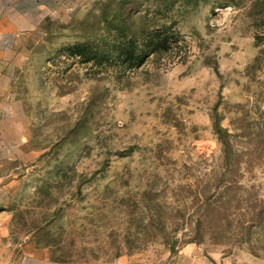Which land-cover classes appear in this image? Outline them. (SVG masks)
Instances as JSON below:
<instances>
[{
  "label": "rangeland",
  "instance_id": "1",
  "mask_svg": "<svg viewBox=\"0 0 264 264\" xmlns=\"http://www.w3.org/2000/svg\"><path fill=\"white\" fill-rule=\"evenodd\" d=\"M120 16L141 65L76 55ZM0 67V264L264 260V0H69Z\"/></svg>",
  "mask_w": 264,
  "mask_h": 264
},
{
  "label": "crops",
  "instance_id": "2",
  "mask_svg": "<svg viewBox=\"0 0 264 264\" xmlns=\"http://www.w3.org/2000/svg\"><path fill=\"white\" fill-rule=\"evenodd\" d=\"M69 0H0V66L17 34L25 26L38 25L40 20L54 16L66 8ZM65 7V8H64ZM1 68V67H0ZM5 109L0 104V156L8 143ZM3 143V144H2ZM21 264H47L29 258ZM176 264H264V260L250 256L207 257L196 245L191 244L180 252Z\"/></svg>",
  "mask_w": 264,
  "mask_h": 264
},
{
  "label": "trees",
  "instance_id": "3",
  "mask_svg": "<svg viewBox=\"0 0 264 264\" xmlns=\"http://www.w3.org/2000/svg\"><path fill=\"white\" fill-rule=\"evenodd\" d=\"M130 19H133V17H130ZM125 20L126 19L123 20L120 16L117 21L112 23L111 27L108 28L111 32L116 31V33L110 38V42L104 48L100 45H96V43H84L75 47V49L79 50V53L76 55L80 56L85 63L98 62L100 66L104 63H108L131 68L138 61H140L141 65V61H143L145 57V54L144 56L142 55L143 49L140 48V36L142 31L136 29L135 26V29H129ZM161 34L162 31L146 35V41L150 40L149 45L153 47L151 53L161 51L165 48L166 43L168 44V42H166L167 38L161 39L163 36ZM196 240L197 239H191L188 241V244L194 243ZM178 243V240H174L172 245L175 246Z\"/></svg>",
  "mask_w": 264,
  "mask_h": 264
}]
</instances>
